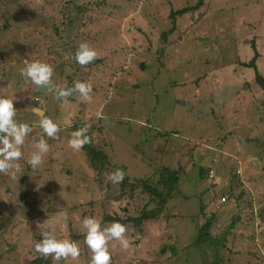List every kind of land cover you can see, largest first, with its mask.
Returning a JSON list of instances; mask_svg holds the SVG:
<instances>
[{"label": "rangeland", "instance_id": "1", "mask_svg": "<svg viewBox=\"0 0 264 264\" xmlns=\"http://www.w3.org/2000/svg\"><path fill=\"white\" fill-rule=\"evenodd\" d=\"M100 1L0 0V97L14 100L18 122L34 126L16 162L20 170L14 177L0 174V264H32L34 238L45 230L36 228L37 220L54 226L58 238L80 236L79 259L55 264H89L81 223L85 217L101 222L106 210L98 203L99 175L83 149H70L68 141L75 121L97 116L106 129L95 141L109 142L111 162L123 160L133 178L158 166L184 168L165 208L171 218L141 228L127 223L130 246H117L112 264H195L199 258L208 264L217 254L232 258L230 264H264V88L255 68L241 65L259 54L264 79V0ZM187 7L164 40L172 11ZM81 42L99 57L86 67L73 58ZM24 59L52 65L53 85L91 83L92 102L38 92L20 73ZM172 79L178 86L167 92ZM36 96L41 101L34 103ZM44 117L60 126L59 139L40 128ZM41 138L49 152L33 171L26 161ZM201 168H212L214 177L201 175ZM230 190L244 194L237 199ZM204 223L219 242L210 245L211 236L200 244Z\"/></svg>", "mask_w": 264, "mask_h": 264}, {"label": "clouds", "instance_id": "2", "mask_svg": "<svg viewBox=\"0 0 264 264\" xmlns=\"http://www.w3.org/2000/svg\"><path fill=\"white\" fill-rule=\"evenodd\" d=\"M73 58L81 67H86L99 57L97 51L87 42H81ZM23 63L24 67L20 70L21 75L31 81L38 90L46 88L47 92L54 93L58 100L77 95L81 102H92L91 83L76 81L71 88L53 85L54 68L52 65L30 59H24ZM34 111L41 116L44 114L42 108H37ZM15 117L14 100L0 97V174L10 177H14L15 172L20 170V165L16 162L23 159L22 147L26 137L33 130L29 124L18 122ZM39 126L48 139L60 138L61 128L52 119L42 118L39 121ZM87 133L88 127L74 131L71 134L72 138L68 141V147L74 151H80L86 144L91 143V137ZM35 148L36 151H33L26 161L33 171L43 164L44 156L49 152V144L41 138L35 144ZM124 177L125 172L121 169H115L106 175V179L113 185L120 184ZM44 222L39 220L34 222L36 228H41L42 225L45 227L42 232V240L35 244V251L45 259L51 257L54 264L69 258L72 261H77L81 255L78 243L58 238L55 227ZM81 228L85 232V244L91 253L89 264H112V251L117 246L124 250L130 246L127 227L120 222H113L102 227L101 222L96 218L85 217L82 220Z\"/></svg>", "mask_w": 264, "mask_h": 264}, {"label": "trees", "instance_id": "3", "mask_svg": "<svg viewBox=\"0 0 264 264\" xmlns=\"http://www.w3.org/2000/svg\"><path fill=\"white\" fill-rule=\"evenodd\" d=\"M102 1H100L99 3H101ZM203 2L204 0H199V3L197 5H199L200 3L202 4ZM197 5H194V9L197 7ZM188 8L189 7L179 9L177 11H172L170 15V18L172 20V27L167 30H164V32L162 33L161 37L164 40H167V36L169 33H172L177 29V24H175L177 16L186 13L188 11ZM43 22H45V20H43ZM250 41L254 46L256 45L255 40ZM258 57L259 54H256L247 62L241 61V65L254 67L257 73L256 78L259 81L260 85L264 88V79L258 72L256 64ZM177 86L178 83L174 79H172L171 82H169V90H167V92H173L174 88H176ZM35 101L38 100L34 98V103H37ZM176 101L177 103H179L180 100L178 99ZM34 106L40 107V105L37 104H35ZM97 117L98 118L96 119H94L93 117H89L88 119H84L83 122H81L82 120H78L81 123H77V121H75L74 123L76 124H72V127L75 129L88 127L87 134L91 137V143L86 144L82 149L86 154L89 162L93 166L94 170H96L97 174L99 175L97 178L94 179L96 185L98 186L100 195V197L98 198V203L102 207V211L106 210L103 213L101 224L106 225L109 222H120L126 225L127 223H133L137 228H141V225H143L146 221L149 220H156L161 217H166L170 219L171 216L165 214V208L169 204L170 200L175 196L176 186H178L179 184V180L182 177L184 168L181 167L172 170L165 166H158L154 170L153 174L149 176L144 175L140 178H133L129 174L128 166L123 163V160L117 161L116 159V162H111L109 155L106 153V148L109 142H106V140L101 142L95 141V138L100 136H102V138L104 139L103 134L105 133L106 129L102 123V118L100 116ZM31 127L33 128L34 126L32 125ZM157 135L159 136L161 135V133L159 134L157 132ZM115 169H121L125 172V177L123 181L118 185H113L110 181L106 179V175L111 173ZM211 169L212 168L207 171L206 169L201 168L200 174L203 175L206 173L209 175ZM229 192L230 197H236L237 199L243 196L244 194V191L239 192L238 195H236L234 191L231 192L230 190ZM30 198L31 197H29V199ZM30 200L35 201L33 199ZM114 204L119 205L120 211L113 209L115 207ZM260 215L264 216V212L261 211ZM252 220H254V218ZM235 221H240V214H237L235 216ZM235 221L230 223L232 227L235 226ZM207 225V223H204L203 226H201V231H203V229ZM252 235H256L255 231L252 232ZM201 236H203V234ZM211 236L215 237V241H211ZM218 236L219 235H216V233L214 234V232L208 235V233L204 229V237L203 239H199V242L201 245H203L211 241L209 244L214 245L215 242L220 241L218 239ZM79 239L80 236L78 234H75L71 241L78 242ZM41 240L42 235H36V237L34 238L35 243L33 246V252L35 253L36 257L32 261V264L51 263V257L45 259L35 251V244ZM231 259L232 258H225L224 255L219 256L217 254L215 259L211 260L208 264H230ZM198 260L199 261L195 264H207L205 263V260L203 258H199ZM129 263L132 264L133 261H129ZM192 263L193 262H191V264Z\"/></svg>", "mask_w": 264, "mask_h": 264}, {"label": "water", "instance_id": "4", "mask_svg": "<svg viewBox=\"0 0 264 264\" xmlns=\"http://www.w3.org/2000/svg\"><path fill=\"white\" fill-rule=\"evenodd\" d=\"M45 20H47L50 24H53V22H52L49 18L45 17ZM204 39H205V38L202 37V38L199 39V40L201 41V40H204ZM95 61H96V60H95ZM95 61H94V62H95ZM140 67H141V69L144 68V62H143V61L140 62ZM245 86H246V84L244 85V88H245ZM37 91L40 92V93H42V94H48V93H50V92H47V89H46V88H42V89H40V90L37 89ZM184 104H185V103H184ZM35 109H37V108H35Z\"/></svg>", "mask_w": 264, "mask_h": 264}, {"label": "built area", "instance_id": "5", "mask_svg": "<svg viewBox=\"0 0 264 264\" xmlns=\"http://www.w3.org/2000/svg\"><path fill=\"white\" fill-rule=\"evenodd\" d=\"M35 99L38 100V101H41V97L40 96H36ZM214 174H215V171L213 169H211L210 172H209V177L213 178ZM222 201L223 202L226 201V198L222 197Z\"/></svg>", "mask_w": 264, "mask_h": 264}, {"label": "crops", "instance_id": "6", "mask_svg": "<svg viewBox=\"0 0 264 264\" xmlns=\"http://www.w3.org/2000/svg\"><path fill=\"white\" fill-rule=\"evenodd\" d=\"M219 181H220V179L217 180V182H219ZM215 186H217L216 183L215 184H212V188L215 187Z\"/></svg>", "mask_w": 264, "mask_h": 264}, {"label": "flooded vegetation", "instance_id": "7", "mask_svg": "<svg viewBox=\"0 0 264 264\" xmlns=\"http://www.w3.org/2000/svg\"><path fill=\"white\" fill-rule=\"evenodd\" d=\"M45 17H46V16L43 15L44 20H45ZM45 21H46L47 23H49L47 20H45ZM53 24H54V22H53ZM53 24H51V25H53Z\"/></svg>", "mask_w": 264, "mask_h": 264}]
</instances>
